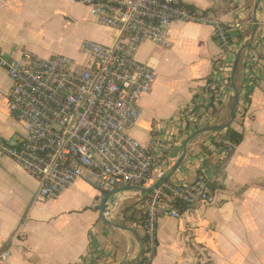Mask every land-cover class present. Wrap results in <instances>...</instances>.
I'll return each mask as SVG.
<instances>
[{"label":"crops","instance_id":"obj_1","mask_svg":"<svg viewBox=\"0 0 264 264\" xmlns=\"http://www.w3.org/2000/svg\"><path fill=\"white\" fill-rule=\"evenodd\" d=\"M183 2L229 24L241 21L245 29L243 40H237L239 48L256 20L260 21L256 38L264 39V0ZM119 35L100 24L80 0H0V47L8 58L25 53L40 58L64 55L86 65L88 59L80 51L84 41L112 45ZM169 41L165 46L146 41L137 53L156 77L141 100L142 116L130 134L144 146L158 141L153 180L177 184L205 180L216 203L192 208L180 219L163 217L152 264H187L196 253L199 260L209 255L220 264H264V43L249 54V65L241 69L239 65L236 76L239 73L243 87L239 104L245 108L230 126L243 134V140L219 165L209 144L216 132L225 130L214 127L230 120L234 93H228L211 118L203 117L195 126L181 127L179 120L182 110L199 103L200 90L212 77V61L220 53L212 27L176 21ZM234 59L229 57V68ZM11 86L8 72L0 68V140L14 144L24 128L7 108ZM126 186H116L113 198L118 200L109 214L128 228L123 230L101 218V204L110 192L82 180L56 199L34 205L39 182L0 152V255L10 252L0 264H120L125 259V264H137L145 236L139 203L144 192ZM25 222L22 238L19 232Z\"/></svg>","mask_w":264,"mask_h":264},{"label":"built area","instance_id":"obj_2","mask_svg":"<svg viewBox=\"0 0 264 264\" xmlns=\"http://www.w3.org/2000/svg\"><path fill=\"white\" fill-rule=\"evenodd\" d=\"M80 1L100 24L120 32L112 45L84 41L80 51L88 59L86 65L64 55L40 58L25 53L20 58H8L0 47V68L8 72L12 82L7 108L24 128V135L14 144L0 140V152L39 182L34 205L56 199L78 180L107 193L119 185L156 182L152 175L158 163V141L144 146L130 134L142 116L141 100L156 77L152 67L137 59V53L146 41L168 45L174 22L211 26L220 47L212 61L211 85L217 87L213 102L211 92L200 90L199 103L180 112L181 127L211 118V104L218 107L228 93H234L232 68L227 61L239 49L235 35L245 29L241 21L223 22L209 13L192 10L183 0ZM262 45L263 41L255 38L248 53H256ZM244 108L245 104L238 106L236 116H241ZM209 146L219 165L237 147L226 129L216 132ZM167 148L162 145L163 151ZM139 203L145 220V243L139 261L152 264L160 220L180 219L192 208L212 206L216 195L202 179L183 184L167 180L141 194ZM26 223L19 232L22 238ZM9 256V250L3 252L0 261H7Z\"/></svg>","mask_w":264,"mask_h":264},{"label":"water","instance_id":"obj_3","mask_svg":"<svg viewBox=\"0 0 264 264\" xmlns=\"http://www.w3.org/2000/svg\"><path fill=\"white\" fill-rule=\"evenodd\" d=\"M259 25H260V21L256 20L248 40L242 46H240V48L238 49L237 54L235 56V59H234V63H233L232 71H231V78H230L231 79V85H232V88L234 90V101H233V105L231 108L230 120H229V122H227L224 125L215 126L214 129H217V130L227 129L234 122V120L236 118V112H237V108H238L239 102H240V91H239L238 86L236 84L235 77H236V74H237V71H238V68H239V65H240V62H241V59H242L244 52L247 49H249L254 43ZM185 155H186V151H185L184 155L179 159V161L175 164V166H174L175 171L179 168V166L183 162ZM163 181H167V180L165 178H160L159 180L152 183L151 185L126 186L125 189H127V190H133L134 189V190H138L140 192L149 193V192L153 191L155 188H157L159 186V184ZM113 194H114V191L110 192L104 198V200L101 204V218L109 226H112V227L118 228V229L128 230L127 227H124V226H121V225L115 223L109 217V214H111V212L115 209L114 202H116V200H118L117 198H113V196H114ZM142 251H143V243L141 242V252H140L139 257L141 256ZM126 261L127 260L125 259L120 264H125Z\"/></svg>","mask_w":264,"mask_h":264},{"label":"trees","instance_id":"obj_4","mask_svg":"<svg viewBox=\"0 0 264 264\" xmlns=\"http://www.w3.org/2000/svg\"><path fill=\"white\" fill-rule=\"evenodd\" d=\"M188 7L191 8L192 10L195 9V8H194L193 6H191V5H188ZM204 13H209V12H204ZM243 38H244V34H242V32H239L238 40L241 41V40H243ZM263 43H264V39H263ZM248 52H249V50L247 49V51H245V54H244V56H243V58H242V60H241L240 69H241L243 66L247 65V63H248V57H249V53H248ZM206 79H208V85H207L206 90H207L208 92H211V95H212V102H213V98H214V96H215V91L217 90V87L211 85L212 82H213L211 76H208ZM235 81H236V84L238 85L239 91L241 92V91L243 90V87H242V85H239V73H238V75L236 76ZM231 103H232V102H231ZM231 103H230V104H231ZM213 104H214V103L211 104L210 108H211V110L214 112V111L217 110V107L214 106ZM231 105H232V104H231ZM197 107H198V105H197ZM226 131H227V136L230 138V140L232 141V143H233L234 145L238 146V145L242 142V140H243V134H242V133L236 131V130H235L233 127H231V126L228 127V128L226 129ZM208 183H209V182H208ZM184 209H185V208L183 207L182 210H184ZM142 221H143V225H145L144 217L142 218ZM143 243H145V237L143 238ZM157 244H158V242H157ZM137 264H141V262L138 261Z\"/></svg>","mask_w":264,"mask_h":264},{"label":"rangeland","instance_id":"obj_5","mask_svg":"<svg viewBox=\"0 0 264 264\" xmlns=\"http://www.w3.org/2000/svg\"><path fill=\"white\" fill-rule=\"evenodd\" d=\"M1 112H5V111H3V110H1ZM191 248H194L195 249V251H196V246H193V245H191ZM197 254L198 253H196V256H195V260L194 261H192V262H188L187 264H220V262L219 261H214V260H212V259H210V256L208 255L207 256V259L205 260H199V257L197 256Z\"/></svg>","mask_w":264,"mask_h":264}]
</instances>
